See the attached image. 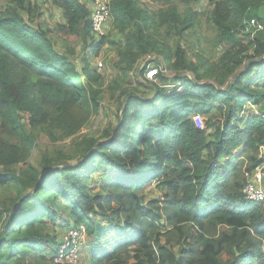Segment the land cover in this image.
<instances>
[{"label":"trees","instance_id":"1","mask_svg":"<svg viewBox=\"0 0 264 264\" xmlns=\"http://www.w3.org/2000/svg\"><path fill=\"white\" fill-rule=\"evenodd\" d=\"M49 1L65 20L54 30L32 22L41 18L32 0L0 9V264H56L71 226L85 228L86 264H264V203L243 193L264 165V32L253 38L244 29L261 23L264 0H210L217 41L231 43L215 61L190 59L181 43L198 27L188 12L201 0H149L164 5L158 11L111 0L125 39L116 46L121 76L109 87L118 121L75 138L74 164L44 154L37 166L27 162L39 133L71 139L100 114L103 79L89 60L114 44L92 34L93 0ZM57 33L85 42L84 68L69 58L75 50L56 49ZM149 55L171 75L159 72L157 84L140 70L153 92L145 98L126 80ZM249 103L260 114L246 116ZM151 187L159 195L147 199Z\"/></svg>","mask_w":264,"mask_h":264},{"label":"rangeland","instance_id":"2","mask_svg":"<svg viewBox=\"0 0 264 264\" xmlns=\"http://www.w3.org/2000/svg\"><path fill=\"white\" fill-rule=\"evenodd\" d=\"M9 1L10 0H0V9L6 7ZM141 1L143 2V4L148 5V7L151 8L153 11H158L159 8L164 7V5H161L162 3L155 4L151 3L149 0ZM32 3H38L41 6V18L37 20H32L33 23L41 22L43 27L51 30L57 29L58 26L61 24H65L62 11L52 5L49 0H32ZM175 3L178 4V7L181 9L182 12L186 11L187 6L179 2ZM214 4L215 3L210 5V0H201L200 3L189 6L190 11L188 13L192 12L197 14L198 27L195 30L186 33L184 39L182 40V42H180L190 52L189 57L192 60H197L195 55L199 54L204 59L206 58L209 61L212 59L215 61L217 60V57L221 56V53H223L225 49L231 46V43L226 40L220 47L221 41H217L218 30L214 23L212 21H209V14L213 9ZM89 5H91V3ZM260 18L262 19L261 24L264 25V8L260 10ZM106 25L107 27L105 28V33L107 32L106 35L109 37L110 41L114 42V44L106 43L103 46L101 52L99 54H96L95 56L92 55L89 60V64L91 67H89V69L97 70L96 72L103 79L102 89L103 91H105V94L104 99L101 101L102 109L100 110V114L93 115L90 118L89 122L86 124V126L83 127L82 130L78 133V135L71 139L62 138L60 132H57L54 135L56 140H52L51 135L46 131L43 133H39L38 139L36 140V146L32 152L30 159L27 162L28 164L38 166L39 160L44 154L51 155L55 158L61 157L60 161L55 162L63 163L62 161L67 160L70 164H74L80 158L79 145L81 144V140L74 141L75 138L98 137L110 124L115 125L117 123V116L119 115L120 103L116 99H112V92L111 90L109 91V87H111V84L115 79L118 80L121 76V72L118 71L115 66L117 61L116 46L120 44H125V39L123 38L122 34L117 32V29L113 24L111 15ZM95 39H97V41L99 42L102 38L95 37ZM168 43L173 50H175L178 46L177 38L170 39ZM84 44L85 42L76 36H71L63 33H57L54 36V45L60 53L65 55L69 49L75 50V54L68 57L77 64L79 70L84 68L86 64L84 58L86 57V54L89 53V50L85 48ZM99 62L103 63L102 68H98L97 65L99 64ZM161 64L166 67V63L160 58L155 57L154 55H149L146 58L140 60L135 71L131 72L129 78L126 80L127 87L132 88V92L138 93L139 95L145 98L150 96V93L153 94V92H151V89H147L146 85L144 84L145 81L142 77V74H140L139 72L145 66H147V69H150L154 68L156 65L161 66ZM168 72L171 73L170 71ZM190 76L194 78L192 73L190 74ZM152 82H156L157 84H159V81ZM230 82L231 81L227 82V85L230 84ZM117 94L119 95V91ZM259 109L260 108L256 105L249 103L245 106L243 113L246 116L251 114L258 115L260 114ZM200 127H203V123ZM261 157L264 158L262 148ZM26 166L27 164H24L21 167ZM154 187L147 189V199L158 197L159 193ZM71 227L72 228H69L61 234V239L63 240L64 245L66 243V235L69 231L74 229L75 226ZM86 241L87 237H85V246L83 245L84 248L82 253L80 254L77 264H86L84 258L86 257L87 251L86 245H88L89 243L88 241L86 243ZM64 245H62V247H64ZM80 249L81 248L79 247V250ZM41 255L42 254H39L38 257H40Z\"/></svg>","mask_w":264,"mask_h":264},{"label":"built area","instance_id":"3","mask_svg":"<svg viewBox=\"0 0 264 264\" xmlns=\"http://www.w3.org/2000/svg\"><path fill=\"white\" fill-rule=\"evenodd\" d=\"M93 23L92 34L95 37H105V28L107 27V21L110 17L111 0H93ZM245 33L251 34L254 38L257 33L264 31V25L253 19L251 21H245ZM98 68L103 67V63L99 62ZM161 72L164 75H169L167 68L161 64L159 67L147 69L145 71L146 78L150 81H156L158 73ZM196 124L200 127L202 122L201 117H196ZM264 153V148L262 149ZM264 159V158H263ZM263 167L259 166L255 169L253 175L248 179L244 188V195L249 202H263L264 203V171ZM86 231L84 227L81 229H72L66 235V243L64 247L60 248L58 256L55 258L56 264H77L78 263V251L79 247L85 244Z\"/></svg>","mask_w":264,"mask_h":264},{"label":"clouds","instance_id":"4","mask_svg":"<svg viewBox=\"0 0 264 264\" xmlns=\"http://www.w3.org/2000/svg\"><path fill=\"white\" fill-rule=\"evenodd\" d=\"M251 177V176H250ZM247 201V200H246Z\"/></svg>","mask_w":264,"mask_h":264}]
</instances>
